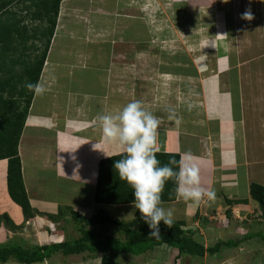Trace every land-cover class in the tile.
Listing matches in <instances>:
<instances>
[{"label": "crops", "instance_id": "crops-1", "mask_svg": "<svg viewBox=\"0 0 264 264\" xmlns=\"http://www.w3.org/2000/svg\"><path fill=\"white\" fill-rule=\"evenodd\" d=\"M25 4L11 10L26 15ZM135 19L145 35L129 31ZM163 36L173 47L141 48ZM136 46L138 55L126 50ZM118 47L126 61L117 59ZM38 83L46 90L33 93L18 143L34 216L26 219L11 199L1 158L0 245L63 241L54 231L60 222L74 225L102 210L133 219L132 203L94 196L101 160L124 154L118 141L104 139L101 118L140 101L159 120L155 152L177 154L178 173L195 167L203 190L198 201L177 194L161 207L204 248L226 243L193 264H264V213L250 191L264 187V0H62ZM104 253L56 251L29 264H103ZM1 264L28 263L11 257Z\"/></svg>", "mask_w": 264, "mask_h": 264}, {"label": "trees", "instance_id": "trees-1", "mask_svg": "<svg viewBox=\"0 0 264 264\" xmlns=\"http://www.w3.org/2000/svg\"><path fill=\"white\" fill-rule=\"evenodd\" d=\"M28 1L24 8H31L26 15L20 11L11 10L13 4ZM62 0H0V159H7V189L11 199L17 203L26 219L34 216L23 183L21 161L18 153V143L25 117L30 106L33 91H29L28 83L36 84L47 57L51 37L56 26L57 15ZM38 21L37 23H35ZM124 154L102 159L99 164L94 200L105 204L132 203L134 196L132 188L120 179L114 169L115 161L124 158ZM161 165H168L175 173L179 170L177 154L156 152ZM176 176L166 181L161 194V201H172L177 195ZM251 195L259 203L264 213V187L251 185ZM83 218V217H82ZM83 235L73 241L63 240L49 245H35L26 247L18 243L0 245V263L13 257L21 263L42 261L56 251L63 254L91 252L116 249L118 246L133 247L128 251L141 253L155 245L166 244L175 247L178 255H200L218 252L220 242L213 247H206L191 237V234L182 228V222L173 220L172 227L161 221L159 236H152V230L136 212L135 218L130 221L112 219L104 211L83 218ZM114 223L116 231L125 233L124 245H120L119 238L104 240V248L90 245L92 236H95L94 225L105 228ZM109 236V234H107ZM92 243H94L92 241ZM95 248V249H94ZM139 249V250H138ZM117 251H119L117 249ZM110 257H102L103 264L110 262Z\"/></svg>", "mask_w": 264, "mask_h": 264}, {"label": "clouds", "instance_id": "clouds-1", "mask_svg": "<svg viewBox=\"0 0 264 264\" xmlns=\"http://www.w3.org/2000/svg\"><path fill=\"white\" fill-rule=\"evenodd\" d=\"M26 87L36 95L46 90L41 83H28ZM101 121L104 139L118 141L124 149V158L115 161L114 169L120 179L132 188L133 207L152 230L151 235L159 236L161 221L168 227L173 224L172 210L166 211L161 207L166 181L176 176L179 181L177 194L185 200L198 201L203 190L199 187L197 169L193 167L187 172L175 173L168 165H161L155 152L159 120L146 111L140 101L128 103L115 115L103 116ZM207 194L214 195L211 192Z\"/></svg>", "mask_w": 264, "mask_h": 264}, {"label": "rangeland", "instance_id": "rangeland-1", "mask_svg": "<svg viewBox=\"0 0 264 264\" xmlns=\"http://www.w3.org/2000/svg\"><path fill=\"white\" fill-rule=\"evenodd\" d=\"M19 7H21V5H17V6L15 5V6H12L11 8H13L14 10H17V9H19ZM146 9H148V3L147 2H146ZM146 18L148 19V21H151V20L154 19V16L151 13H146ZM129 31L133 32L134 34L137 33V36L138 35L142 36V35H145V33H146V31L144 29V25L141 24V22H139L138 19H135V21H132L131 27H129ZM163 35H165V34H163ZM162 40H164V41L161 42L159 40H156L155 42H153V43H155V45H153V43H152L153 46H151L149 43L142 44L141 48L144 47L143 49L147 50L146 47L148 45L150 52L154 53V51L156 52V51L161 50L163 48L173 47V44H174L175 40L172 41L173 42L172 44L169 41V39L165 38L164 36L162 37ZM179 43H180V45H183V44L185 45L186 41L182 37V40ZM129 49L131 51H133V53H132L133 55H138V53L141 52V51H137V49H139V46H136V48H134V47L127 48L126 50H129ZM124 50H125L124 47H118L116 49V53H118L117 59H120L121 61H126V58H125L126 54H125ZM130 50H129V52H131ZM117 59H115V61ZM127 59H128V61L130 60L128 58V56H127ZM138 74H139L138 72H135V75H138ZM132 81L135 84L137 89H139L141 87V85L143 84V81L139 77L138 78L137 77L133 78ZM86 193H89V192L88 191H85V192L82 191L81 192V194H83V195L86 194ZM110 208H113V209H109L111 213H121L122 212L121 207H110ZM135 216H136V213H135L133 218H135ZM80 217L78 216L75 219V224L74 225H72L73 224L72 221H70V223L72 222L71 224H68V223L64 224V222L63 223L60 222L58 224V227H56V230L54 229L55 234L62 233L63 236H62V238L61 237L60 238L64 239V240H67V241H73L74 239H77V238L81 237L83 235V233H81L80 228H81V225L83 224V220L84 219L80 218ZM61 218H63L62 214H61ZM129 219H130V216H129ZM123 220L127 221L125 219H123ZM128 221H130V220H128ZM97 225H94V227H92L93 230H95L94 231L95 232V236H92L93 238L91 239V242H88L89 245L91 243L92 246H96V247H99V248L103 249L104 248V243H105L104 240L108 241L107 240L108 237L109 238L110 237L111 238H113V237L116 238L117 237L120 240V242H119L120 245L126 244V243H124V241H125L124 240L125 239V233L122 232V231H120V232L116 231L114 223L108 224L107 226H105V228L101 227L100 225L99 226H97ZM73 226H74V228H73ZM82 227H83V225H82ZM83 228L86 229L87 227H83ZM73 230L75 231V236L73 235ZM107 234H109V236H107ZM56 240H58V239L56 238ZM92 241L94 243H92ZM167 246L168 245H164V244L155 245L152 248H149L148 250L142 251L141 253H137V254L131 253V252L128 251L129 249L133 248L131 246H130V248H129V246H127V247L126 246H118V248H116V249L110 248V252H108V249L105 250V251L104 250H100V251L101 252H105L104 255L110 257L111 260L113 261V263H117V264H135V263L136 264H138V263H140V264H148L150 261H152L153 264H165L166 263L165 261L169 260V258H167V255L170 256V260L172 259V261L175 262L174 264H193L196 261H198L199 263H201L203 261V257L200 256V255H184L183 254V255H178L177 256V253L175 252L176 248L175 247L171 248L172 246H169L170 248H168L167 249L168 251H166ZM117 249L119 251H117ZM151 249H153V250L150 251ZM153 251L157 252L158 254L151 253ZM93 255H96V254H92L91 256H93ZM104 255H100V256H104ZM219 256H220V254L213 255V257H215V258L219 257ZM242 256H243V261H242L243 263H245V259H246L247 256H248L247 260L249 262V255L248 254H243ZM140 258H141V260H140ZM173 258H174V260H173ZM14 259L15 258H13V260ZM143 260H144V262H143ZM155 260H156V262H155ZM169 263H170V261H169ZM226 264H228V263H226ZM234 264H237V263H234Z\"/></svg>", "mask_w": 264, "mask_h": 264}]
</instances>
